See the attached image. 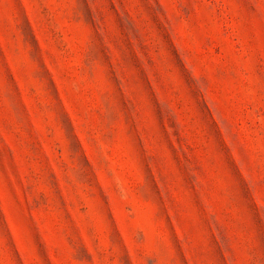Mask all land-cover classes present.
I'll return each instance as SVG.
<instances>
[{"label": "rangeland", "instance_id": "obj_1", "mask_svg": "<svg viewBox=\"0 0 264 264\" xmlns=\"http://www.w3.org/2000/svg\"><path fill=\"white\" fill-rule=\"evenodd\" d=\"M0 264H264V0H0Z\"/></svg>", "mask_w": 264, "mask_h": 264}]
</instances>
